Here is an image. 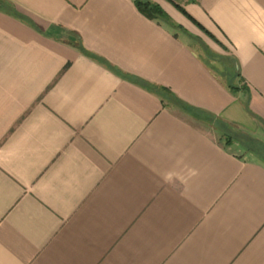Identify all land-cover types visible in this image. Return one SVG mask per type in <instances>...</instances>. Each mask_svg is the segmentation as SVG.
Returning <instances> with one entry per match:
<instances>
[{"label": "crops", "instance_id": "crops-1", "mask_svg": "<svg viewBox=\"0 0 264 264\" xmlns=\"http://www.w3.org/2000/svg\"><path fill=\"white\" fill-rule=\"evenodd\" d=\"M207 114L264 125V0H0V264H264Z\"/></svg>", "mask_w": 264, "mask_h": 264}, {"label": "trees", "instance_id": "trees-1", "mask_svg": "<svg viewBox=\"0 0 264 264\" xmlns=\"http://www.w3.org/2000/svg\"><path fill=\"white\" fill-rule=\"evenodd\" d=\"M135 4H136V6H137V8L142 12V13H144L148 18H154L155 17V15H157V14H159V12H160V10L157 8V7H155V6H150V4L148 3V2H143V1H136L135 2ZM75 45V47H78L79 46V44H74ZM206 120L210 123V124H212V125H214V128L219 132V133H222V139H224L225 140V142H224V144L226 145V146H229V145H231V143L232 142H237V140L236 139H234V138H232V136H230V134L229 133H227V132H225L224 131V129L225 128H229V129H231V127L232 126H230V125H228V124H226V123H224V122H222L221 120H219L218 119V121H217V123L216 124H213V122H212V118H213V116L212 115H206ZM210 117H212L211 118V120H210ZM212 122V123H211ZM237 138H239V139H242V137H246L247 138V136H244V135H242L241 134V136L239 135V136H236ZM250 139V138H249ZM252 140V139H251ZM242 142V141H241ZM249 153H251L252 155H254L257 159H259V160H261V161H264V155L258 150L257 151V149L255 148V150L253 149V148H250L247 144H245V146H243Z\"/></svg>", "mask_w": 264, "mask_h": 264}, {"label": "rangeland", "instance_id": "rangeland-1", "mask_svg": "<svg viewBox=\"0 0 264 264\" xmlns=\"http://www.w3.org/2000/svg\"><path fill=\"white\" fill-rule=\"evenodd\" d=\"M205 114V113H204ZM212 117H210V120H211ZM210 122V121H209ZM208 122V123H209ZM212 122L213 124H216V122L214 121V118H212ZM211 122V123H212ZM214 126V125H212ZM225 132L229 133L230 136H232V138L236 139L237 142H232L231 145H229V147L233 148V144L235 143H238L239 145H242V146H245V144H247L250 148H253L255 150V148L257 149V151L259 150L263 155H264V125H261L260 126V129L258 132L254 133V134H251L253 137H242V139H239L237 138L236 136H241L240 133H237L235 132V130L231 127V129L229 128H225L224 129ZM220 137H222V133H218ZM250 138V139H249ZM252 139V140H251ZM242 141V142H241ZM223 142H225V140L223 139ZM244 148V147H243ZM235 149V148H233ZM237 150V149H236ZM235 150V151H236ZM239 150L236 151V153L238 152ZM240 154V153H239ZM244 156V154H243ZM252 157V156H251ZM253 160H258L259 162H263L264 161H261L259 159H257L256 157H253L252 158Z\"/></svg>", "mask_w": 264, "mask_h": 264}]
</instances>
